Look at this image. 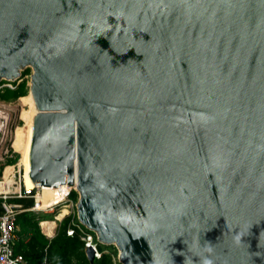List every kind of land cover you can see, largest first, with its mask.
<instances>
[{"label": "water", "instance_id": "water-1", "mask_svg": "<svg viewBox=\"0 0 264 264\" xmlns=\"http://www.w3.org/2000/svg\"><path fill=\"white\" fill-rule=\"evenodd\" d=\"M28 68V180L121 264H264V0H0Z\"/></svg>", "mask_w": 264, "mask_h": 264}, {"label": "built area", "instance_id": "built-area-1", "mask_svg": "<svg viewBox=\"0 0 264 264\" xmlns=\"http://www.w3.org/2000/svg\"><path fill=\"white\" fill-rule=\"evenodd\" d=\"M23 78L22 73L19 80L8 81L0 79V96L7 89L15 90L17 85L23 81ZM10 103L0 99V170L4 167L6 171L8 167H13V172L8 176V180H6L5 177L0 180V184H4V189L0 192V199L3 201L2 206L4 210L3 214L0 216V264H26L25 259L20 255H16L14 251L15 242L19 239L17 217L23 210L21 205L12 202V200L27 198H32L34 200V204L29 211L56 215L54 217L55 220L49 221L55 224V228L51 235L43 229L42 224L46 221L40 223L43 233L49 240H52L56 236L62 221L67 217H72L73 219L67 231L68 236L79 235L81 241L84 243L85 249H92L94 251L95 260L101 259L104 253H108V251L104 252L100 249L101 243L98 242L97 235L79 221L76 211L77 202L71 199V194L75 191V187L69 186V192L59 203L43 208L40 207L43 187L36 186V188L28 189L25 185L24 176L21 173L20 164L16 163L12 166H7V162L11 159H15L16 154L13 150V135L12 139L8 142L9 136L12 134L10 126L11 115L7 108V104ZM57 209L58 211L60 209L59 212L57 211L58 213L56 212ZM65 210L67 214H64L63 217L59 219V216H61ZM113 261L114 264L120 263L118 257H113Z\"/></svg>", "mask_w": 264, "mask_h": 264}, {"label": "trees", "instance_id": "trees-1", "mask_svg": "<svg viewBox=\"0 0 264 264\" xmlns=\"http://www.w3.org/2000/svg\"><path fill=\"white\" fill-rule=\"evenodd\" d=\"M30 74L31 69L28 68L23 72V81L17 85V88L15 90L7 89L1 94L0 99L10 103L22 98V102L31 106L28 81L25 80V77ZM30 114L31 110L23 111L22 119L25 123L24 126L18 128L17 139L13 143L14 149L21 155L26 136H28V131L25 134L24 129ZM19 159L20 155L16 153L15 159L9 160L7 166L18 163ZM11 161L14 162L10 163ZM0 175H2V172H0ZM78 198V193L73 191L71 199L78 202ZM12 202L21 205L23 210L17 217L19 239L15 242L14 251L16 255H20L25 259L26 264H114L113 257H118L119 253L115 246L101 244L100 249L104 252L108 251V253H104L101 259L91 263L87 258L84 243L79 235L68 236L67 234L72 217L65 218L60 224L56 236L49 240L43 233L40 223L53 221L56 215L29 211L34 204L32 198L12 200ZM2 204L3 201L0 199V216L4 212Z\"/></svg>", "mask_w": 264, "mask_h": 264}, {"label": "bare ground", "instance_id": "bare-ground-1", "mask_svg": "<svg viewBox=\"0 0 264 264\" xmlns=\"http://www.w3.org/2000/svg\"><path fill=\"white\" fill-rule=\"evenodd\" d=\"M30 96L34 100L36 113L34 114V116L32 118V121H31V124L29 126L28 136H26L25 146L23 148L24 153L22 151V159L19 162V164H20L21 167H23V169H24V171L26 173V175L24 177L26 187L28 189H33V188H36V185L33 186L32 184H30V182L28 180V167H27V163H26V157H27L29 140H30V137H31L32 125H33V122H34V118L37 116L39 111L37 109L34 96L31 93H30ZM17 130H16L14 142L17 139ZM8 168H9V170L7 171V175H6V178H5L6 180H8V176L13 172V167H8ZM7 182H9V181H7ZM3 189H4V184H0V192H2ZM48 190L51 192V195L46 198V196H44V194H45V191L47 192ZM69 190H70V187L68 185H63V186H60V187H57V188H46V187H43V194L41 195V198H40V207L53 206V205L59 203L66 196V194L69 192ZM64 214H67L66 210L63 211V213L61 215V218L63 217ZM59 219H60V216H59ZM42 226L47 228L46 231L49 234H52L53 230L55 228V224L53 222H49V221L44 222L42 224Z\"/></svg>", "mask_w": 264, "mask_h": 264}, {"label": "rangeland", "instance_id": "rangeland-1", "mask_svg": "<svg viewBox=\"0 0 264 264\" xmlns=\"http://www.w3.org/2000/svg\"><path fill=\"white\" fill-rule=\"evenodd\" d=\"M25 70H27V69H25ZM25 70H24V71H25ZM24 71H23V72H24ZM31 74H32V70H31ZM31 74L25 78V80L28 81L29 94H30V81H31L30 76H31ZM21 99H22V98H21ZM21 99H19L18 101L12 102V103H10V104H7V108H8V110H9V112H10V115H11L10 126H11V129H12V134L9 136V140H8V142L12 139V135H13V143H14L16 130H17L19 127L24 126V123H25V122H24V120L22 119V113H23V111H24V110H28V111L31 110V114H30V116H29V118H28V120H27V122H26V127H25V129H24V133H25V134H27V131H29V126H30V124H31L32 118H33L34 114L36 113L34 100H33L32 98H31V101H30V102H31V103H30L31 106L25 104L24 102H22ZM13 148H14V147H13ZM13 150H14V152H16L15 149H13ZM16 153L20 155V159H19V161H18V163H19V162L21 161V159H22V155H21L20 153H18V152H16ZM13 162H14V161H11L10 163H13ZM7 163H9V162H7ZM17 169H18V168H17ZM8 170H9V168H7L6 171H5V170H4V167L0 170V172H2V175H0V180H2L3 177L6 178V175H7V171H8ZM4 171H5V172H4ZM21 173H22V175L25 177L26 173H25L23 167H21ZM24 180H25V179H24ZM50 195H51V192H50L49 190H48L47 192L45 191L44 196H46V198H47L48 196H50ZM45 207H48V206H45ZM45 207H43V208H45ZM57 211H58V209L56 210V212H57ZM59 211H60V209H59ZM59 211H58V212H59ZM76 211H77V208H76ZM58 212H57V213H58ZM60 219H61V216H60ZM54 220H55V218H54Z\"/></svg>", "mask_w": 264, "mask_h": 264}, {"label": "crops", "instance_id": "crops-1", "mask_svg": "<svg viewBox=\"0 0 264 264\" xmlns=\"http://www.w3.org/2000/svg\"><path fill=\"white\" fill-rule=\"evenodd\" d=\"M43 229H44L45 232H47V231H46V229H47L46 227L43 226ZM48 234H49V233H48ZM50 235H51V234H50Z\"/></svg>", "mask_w": 264, "mask_h": 264}]
</instances>
